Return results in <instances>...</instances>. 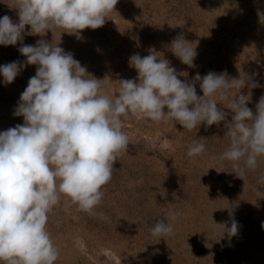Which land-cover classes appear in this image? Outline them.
Masks as SVG:
<instances>
[{
    "label": "rangeland",
    "instance_id": "1",
    "mask_svg": "<svg viewBox=\"0 0 264 264\" xmlns=\"http://www.w3.org/2000/svg\"><path fill=\"white\" fill-rule=\"evenodd\" d=\"M12 3L0 0V18L18 21ZM261 16L264 0H118L103 27L76 33L56 27L29 35L26 26L22 43L43 39L71 52L94 78H111L102 90L108 96L117 93L119 80L136 79L137 71L129 66L133 54L153 52L168 60L182 81L209 71L248 77L260 85L241 89L255 113L264 95ZM180 36L197 52L195 67L171 51V42ZM21 46L0 45V66L24 62ZM36 68L26 66L7 86L0 75V132L23 124L14 111ZM196 91L203 95L198 83ZM213 98L228 114L219 125L187 130L178 123L121 117L129 142L102 188L101 203L85 212L61 196L48 214L47 231L59 253L54 264H264V156L257 158L254 170L245 168L242 178L235 174L234 162L220 159L230 145L226 123L233 113L218 94ZM194 141L206 148L189 157ZM173 211L182 214L172 220ZM233 219L238 230L228 237L223 229ZM158 220L172 226L170 236H152Z\"/></svg>",
    "mask_w": 264,
    "mask_h": 264
},
{
    "label": "clouds",
    "instance_id": "2",
    "mask_svg": "<svg viewBox=\"0 0 264 264\" xmlns=\"http://www.w3.org/2000/svg\"><path fill=\"white\" fill-rule=\"evenodd\" d=\"M117 3L13 0L8 6L17 10L18 21L8 15L0 18V45L20 42L18 51L26 57L24 62L0 66L4 85L26 66H37L14 111V116L23 117V124L0 132V261L4 264H54L58 259L46 227L48 214L61 196L85 212L101 203L102 188L112 179L117 157L129 142L121 117L178 123L187 130L219 125L228 114L218 108L213 98L218 94L233 113L226 123L230 145L220 159L234 162L235 174L242 178L244 169L254 170L257 158L264 156V95L255 113L247 107L249 96L241 89L260 86L248 77L229 78L226 71H209L182 81L168 60L153 52L143 57L133 54L129 66L137 71L136 79L119 80L117 93L108 96L102 90L111 78H94L71 52L43 39L35 45L22 43L26 26L29 35H44L56 27L66 33L103 27ZM260 20L264 23V16ZM170 47L183 64L195 67L197 52L183 36ZM197 83L203 95L197 94ZM205 148L194 141L187 155L197 156ZM181 214L169 215L175 220ZM237 230L234 219L230 228L223 229L228 237ZM172 233V226L163 220L151 229L152 236L161 239Z\"/></svg>",
    "mask_w": 264,
    "mask_h": 264
}]
</instances>
